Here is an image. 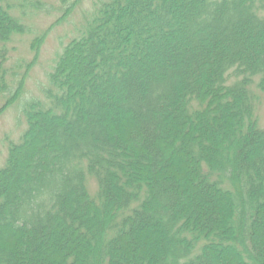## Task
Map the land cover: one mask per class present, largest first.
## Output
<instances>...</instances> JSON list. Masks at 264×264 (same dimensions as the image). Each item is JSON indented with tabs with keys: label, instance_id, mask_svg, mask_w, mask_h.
Here are the masks:
<instances>
[{
	"label": "trees",
	"instance_id": "trees-1",
	"mask_svg": "<svg viewBox=\"0 0 264 264\" xmlns=\"http://www.w3.org/2000/svg\"><path fill=\"white\" fill-rule=\"evenodd\" d=\"M13 5L0 113L51 29L6 69L32 32ZM84 20L0 169V264H264V0H100Z\"/></svg>",
	"mask_w": 264,
	"mask_h": 264
},
{
	"label": "rangeland",
	"instance_id": "rangeland-1",
	"mask_svg": "<svg viewBox=\"0 0 264 264\" xmlns=\"http://www.w3.org/2000/svg\"><path fill=\"white\" fill-rule=\"evenodd\" d=\"M13 5L10 12L25 22L32 32L24 35L14 36L9 43L8 56L5 62V68L14 69L16 64L21 62L25 64L31 61L33 53L29 45L37 33L47 31L44 39L39 46L38 58L28 70L21 95L0 113V169L6 164L8 149L14 143H18L26 128L25 110L32 102L47 101L44 97L43 88H45L47 74L54 65L57 55L61 52L66 43L73 37L80 36L78 32L81 26L84 27L85 17H88L94 9V6L100 0H80L75 10L62 21L63 23L52 25L59 16L60 0H8ZM31 1H39L43 4L42 10L31 7ZM26 6H19V4ZM24 67V66H19ZM22 72L23 68L17 69ZM10 74V73H8ZM8 77V76H7ZM259 78H255L252 85V92L255 93V110L259 125L264 129V93L258 86ZM41 99V100H40ZM3 99L0 97V106ZM90 191L93 193L96 189L95 180H89Z\"/></svg>",
	"mask_w": 264,
	"mask_h": 264
}]
</instances>
